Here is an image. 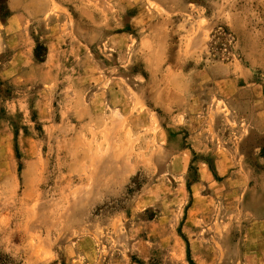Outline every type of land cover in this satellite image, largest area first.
Segmentation results:
<instances>
[{
	"label": "rangeland",
	"instance_id": "1",
	"mask_svg": "<svg viewBox=\"0 0 264 264\" xmlns=\"http://www.w3.org/2000/svg\"><path fill=\"white\" fill-rule=\"evenodd\" d=\"M262 218L264 0H0V264H240Z\"/></svg>",
	"mask_w": 264,
	"mask_h": 264
},
{
	"label": "crops",
	"instance_id": "2",
	"mask_svg": "<svg viewBox=\"0 0 264 264\" xmlns=\"http://www.w3.org/2000/svg\"><path fill=\"white\" fill-rule=\"evenodd\" d=\"M261 226H264L263 218L253 224V252H249V255H246V250L243 248L242 255L239 256L240 264H264V236L259 235ZM249 237L250 231L247 233V241ZM204 259L197 257L200 264H222L226 260V256L213 255L208 261Z\"/></svg>",
	"mask_w": 264,
	"mask_h": 264
}]
</instances>
